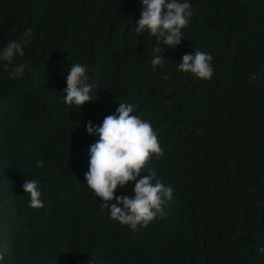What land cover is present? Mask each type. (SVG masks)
Here are the masks:
<instances>
[{
	"label": "trees",
	"instance_id": "1",
	"mask_svg": "<svg viewBox=\"0 0 264 264\" xmlns=\"http://www.w3.org/2000/svg\"><path fill=\"white\" fill-rule=\"evenodd\" d=\"M178 2L193 15L153 68L157 38L135 31L141 0H0V51L33 32L23 57L0 62L2 264H264V0ZM195 50L213 57L211 80L178 70ZM73 63L93 86L83 109L64 103ZM119 103L156 130L164 154L148 167L174 189L166 215L137 231L111 220L85 179L99 140L87 124Z\"/></svg>",
	"mask_w": 264,
	"mask_h": 264
},
{
	"label": "clouds",
	"instance_id": "2",
	"mask_svg": "<svg viewBox=\"0 0 264 264\" xmlns=\"http://www.w3.org/2000/svg\"><path fill=\"white\" fill-rule=\"evenodd\" d=\"M143 9L136 21L137 34L148 31L157 38L155 55L151 60L153 68L164 66L165 47L175 48L182 41V30L192 17L191 6L178 0H141ZM33 32L27 29L18 41H9L0 51V62L5 69L13 64L17 56H24V48L31 43ZM213 57L205 52L195 50L194 54H185L178 70L192 74L201 80H211L214 75ZM87 67L80 63L71 64L64 90V103L68 106L82 108L94 101L90 93L93 86L88 83ZM25 65L15 66L9 71L12 79H22ZM187 77H185L186 79ZM255 77H253L254 79ZM167 79V76H165ZM135 108L128 103H119L116 114L108 115L99 126L91 121L87 124L89 135H98L99 140L90 146V167L85 174L88 187L103 203L102 210H108L110 219L137 231L138 226L147 227L158 216L163 218L164 205L173 199L174 189L162 183L154 169L148 165L152 158L163 156L164 151L158 134L152 124L134 114ZM42 167V162H37ZM148 175L141 177L142 171ZM135 183L134 196H117L118 188ZM24 191L30 196L29 207L42 209L40 185L35 180H25ZM258 251L264 254V247ZM3 259L0 254V260Z\"/></svg>",
	"mask_w": 264,
	"mask_h": 264
},
{
	"label": "water",
	"instance_id": "3",
	"mask_svg": "<svg viewBox=\"0 0 264 264\" xmlns=\"http://www.w3.org/2000/svg\"><path fill=\"white\" fill-rule=\"evenodd\" d=\"M0 264H2L1 260H0Z\"/></svg>",
	"mask_w": 264,
	"mask_h": 264
}]
</instances>
